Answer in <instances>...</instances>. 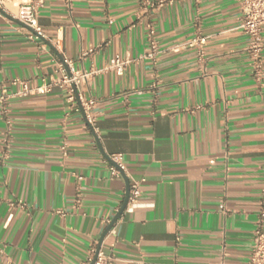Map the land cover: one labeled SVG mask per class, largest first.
Here are the masks:
<instances>
[{
  "label": "crops",
  "instance_id": "0c3cea01",
  "mask_svg": "<svg viewBox=\"0 0 264 264\" xmlns=\"http://www.w3.org/2000/svg\"><path fill=\"white\" fill-rule=\"evenodd\" d=\"M39 1L43 37L29 39L14 19L30 0H0V90L128 62L121 75H90L73 99L60 85L9 98L0 264L84 263L132 179L142 180L139 205L100 243L111 264H247L264 208V47L257 81L238 1L172 0L147 12L143 0ZM197 34L202 57L189 45ZM80 97L95 101L94 126ZM111 154L125 172L110 174Z\"/></svg>",
  "mask_w": 264,
  "mask_h": 264
},
{
  "label": "built area",
  "instance_id": "2783aa9c",
  "mask_svg": "<svg viewBox=\"0 0 264 264\" xmlns=\"http://www.w3.org/2000/svg\"><path fill=\"white\" fill-rule=\"evenodd\" d=\"M70 0H67L69 3ZM172 0H143L142 9L147 12L148 9H153L160 7L165 2H170ZM239 3V8L242 14L241 23L239 28L248 38L247 52L252 60V65L254 68V75L257 81L261 79L262 76V63H261V52L264 47V0H237ZM39 0H30L20 6V12L18 20L26 24L30 28V33L28 34L29 39L35 37H43V32L41 27L37 22V11L40 6ZM147 29V40L150 47L149 57L154 58L158 52L157 40L155 37V30L152 23L148 22L146 24ZM205 42V37L197 34L195 38L189 42V45H198L197 54L199 57L203 56L202 45ZM92 52V49H88L85 54ZM127 59H121L119 57H114L109 60L107 65L101 70L91 69L89 71H78L75 72L71 70L69 73H63L62 76L54 80L50 85H46L43 88H31L28 83L23 80L14 79L11 81V85L16 88L13 93L8 91V88L2 87L0 90V115L4 117L6 121L9 114L8 100L10 97H23L27 96L36 91H49L53 85L65 86L68 88L69 99H73L75 89L83 81H85L90 75L97 72L112 71L116 75H121L123 69L127 64ZM81 108L84 112L87 122L89 125L94 126L95 117L93 115L92 109L95 105L93 99H83L79 98ZM4 145H8L9 137L6 133L3 138ZM63 155H66V147L63 144L60 147ZM108 169L112 176H117L119 173L125 172V166L122 160L121 154H111L108 155ZM141 183L142 180H131L129 182V195L126 207L128 209H134L139 205V197L141 193ZM76 203L80 202L79 194L76 198ZM264 208L258 214L255 228L252 233V242L250 253L247 259V264H264ZM111 264V257L105 255L94 243L90 244L88 247V257L86 261L82 264Z\"/></svg>",
  "mask_w": 264,
  "mask_h": 264
},
{
  "label": "water",
  "instance_id": "95a60500",
  "mask_svg": "<svg viewBox=\"0 0 264 264\" xmlns=\"http://www.w3.org/2000/svg\"><path fill=\"white\" fill-rule=\"evenodd\" d=\"M14 21H15L16 23H18L19 25H21V26H23V27H25V28H27V29L30 30V28H29L26 24H24L23 22L19 21L18 19H14ZM75 91H76V89H75ZM83 113H84V112H83ZM128 195H129V182L127 181V182H126L125 197H124V200H123V202H122V204H121V207H120V209L118 210V212L115 214V216L112 218L110 224L106 227L105 231L102 233V235H101V237H100V239H99V243H98V246H97V250H99V248H100V243L102 242V239H103L104 235L106 234V232L111 228V226L114 224V222L117 220V218L121 215V213H122L123 210L125 209L126 204H127V200H128ZM92 263H93V261L90 262L89 264H92Z\"/></svg>",
  "mask_w": 264,
  "mask_h": 264
}]
</instances>
